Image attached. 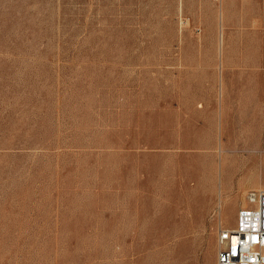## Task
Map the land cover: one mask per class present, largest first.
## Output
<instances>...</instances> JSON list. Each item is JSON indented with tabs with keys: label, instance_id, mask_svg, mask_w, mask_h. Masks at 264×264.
Returning <instances> with one entry per match:
<instances>
[{
	"label": "rangeland",
	"instance_id": "374dc122",
	"mask_svg": "<svg viewBox=\"0 0 264 264\" xmlns=\"http://www.w3.org/2000/svg\"><path fill=\"white\" fill-rule=\"evenodd\" d=\"M259 186L264 0H0V264H216Z\"/></svg>",
	"mask_w": 264,
	"mask_h": 264
},
{
	"label": "built area",
	"instance_id": "2783aa9c",
	"mask_svg": "<svg viewBox=\"0 0 264 264\" xmlns=\"http://www.w3.org/2000/svg\"><path fill=\"white\" fill-rule=\"evenodd\" d=\"M246 201L217 233L216 264H264V191H249Z\"/></svg>",
	"mask_w": 264,
	"mask_h": 264
},
{
	"label": "bare ground",
	"instance_id": "6f19581e",
	"mask_svg": "<svg viewBox=\"0 0 264 264\" xmlns=\"http://www.w3.org/2000/svg\"><path fill=\"white\" fill-rule=\"evenodd\" d=\"M216 144H218V143H216ZM220 144H221V142H220ZM217 146H219V145H216V147ZM218 148V147H217ZM223 148H225V147H223ZM221 149H222V146L220 145L219 146V150L221 151ZM225 152H226V149H225ZM221 154H222V152H221ZM236 157H235V155H232V156H229L228 154H224V156H222L221 155V158H220V163H221V165H220V169H228L229 170V167H231V169L233 168V165H234V162L236 161V159H235ZM241 189H243V188H241ZM238 190H239V188H238ZM243 191V190H242ZM257 191H264V189L261 187V186H259V188H258V190ZM243 193V192H242ZM244 195V194H243ZM233 196V195H232ZM221 207H222V205H221ZM221 210V209H220ZM217 217H219V221H220V223H222L223 222V220L225 219L226 220V217L224 218L223 217V215H222V212L220 211L219 212V216H217ZM218 221V220H217Z\"/></svg>",
	"mask_w": 264,
	"mask_h": 264
},
{
	"label": "crops",
	"instance_id": "0c3cea01",
	"mask_svg": "<svg viewBox=\"0 0 264 264\" xmlns=\"http://www.w3.org/2000/svg\"><path fill=\"white\" fill-rule=\"evenodd\" d=\"M234 222H235V220H234Z\"/></svg>",
	"mask_w": 264,
	"mask_h": 264
}]
</instances>
